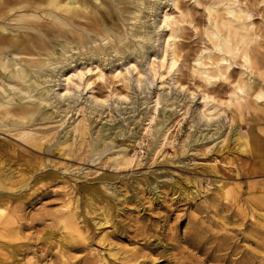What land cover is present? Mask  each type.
Instances as JSON below:
<instances>
[{"label": "rangeland", "instance_id": "rangeland-1", "mask_svg": "<svg viewBox=\"0 0 264 264\" xmlns=\"http://www.w3.org/2000/svg\"><path fill=\"white\" fill-rule=\"evenodd\" d=\"M49 1L19 8L6 0V35L17 33L14 18L33 13L25 31L40 36L37 47L55 51L16 59L31 65L58 58L53 76L93 63L89 77L98 64L105 78L94 75L92 90L61 99L54 80L45 85V103L37 91L27 98L10 88L28 83L0 69V264H264V98L239 94L245 99L227 102L232 81L246 70L241 59L230 60L227 80L205 82L196 72L197 56L213 48L205 7L223 11L227 0H178L179 10L171 0H78L71 13ZM235 6L250 17L244 23L253 71L242 77L264 90V0ZM164 11L175 12L179 71L161 66L171 38L160 21ZM154 58L156 73H146ZM133 60L145 69L140 86L113 76ZM207 88L218 103L205 120L198 110ZM90 95L107 103L96 105Z\"/></svg>", "mask_w": 264, "mask_h": 264}, {"label": "bare ground", "instance_id": "bare-ground-1", "mask_svg": "<svg viewBox=\"0 0 264 264\" xmlns=\"http://www.w3.org/2000/svg\"><path fill=\"white\" fill-rule=\"evenodd\" d=\"M15 1H16L15 3L17 5H19L18 6L19 8H24L28 4V0H15ZM195 1L198 2L199 0H195ZM218 1L221 4L223 3L222 0L221 1L218 0ZM171 2H172L173 9L179 10L178 9V0H171ZM236 2H237V0H233V1L227 0V2H225V4H224L225 7L222 8L223 11L217 9L216 3L213 6L205 7V9H207V11H208V22H209L208 25H209V27L207 26L206 28H204V29H206L204 31L206 32L205 34L208 37L207 39H209L212 42L213 48H206L205 50H203L201 52V54L197 56L198 58L195 61V63L198 66H201V68L196 70L197 76L202 77L205 82H211V81H216V80H221V79H226V80L229 79L228 78L229 76H226V74L232 65L230 60L231 59L233 60L235 58L242 60V62H243L242 66L246 68L245 71L249 70L250 73H252V71H253L251 68V58H250V43L252 42L251 41L252 39L250 37V32H249V28H248L249 23H247V25H245L246 23H244L245 22L244 19H246V18L249 19L250 17H249V15L245 14V11L243 9L237 8L235 6ZM60 3H61L60 0H50L48 2V7L52 8V9H56V10H62V11H65L66 13H71L72 11L79 8V6H76V4L79 3L78 0H75V1L74 0H68V1H66L64 6H61ZM11 7L12 6L9 3H7L6 0H0V20H4V18L6 16L5 15L6 8H9L11 10ZM31 7H33V5ZM33 8H35V7H33ZM172 12L169 13L167 11H164L160 17V21L162 22V27H163V25H165V27H168V29L171 30V32L169 31L170 34H168L169 36L167 37V38H169V37H171V38H169L168 40L166 39L163 56L160 59L162 62L161 66L165 67L169 71L176 69V66L178 63V58H179V52H180V48H181L177 43H175V41L177 40V34L172 33L173 29L171 28V26H173V25L170 26V24L175 23V17H174L175 12L174 13H172ZM27 13L28 12H24V13L20 14L19 16H17L16 18L13 19L16 22V24H14L13 27L16 28L15 30H17V33H13L11 38L8 35H6V32L7 33L12 32V31H10V28H8L9 24L4 25L0 22V69L4 73H6L9 78H14L18 81H21L19 83H28V87L25 89H23L25 86L22 87L23 86L22 85L20 87L18 85V83H17V85L19 87L14 86V85H10L8 83V86H10V88L16 87V90L23 93L24 95H27V98H31V97L33 98V96L31 95V92L37 91L38 100L46 103L48 101L47 100L48 97H47L46 93L50 92L48 87H50L51 85L48 87H46L45 85L53 83L54 80H55L54 82H57L56 84L59 88L57 89V91L55 90L53 95H56L57 98L61 99L62 97H65L66 95H69L70 93L75 94L76 91H78V93L79 92L81 93L82 92V91H80L81 88H86V87H89L90 85H93V82H94L93 79L94 78H92V77H94V75H96V77L98 79H101V80L105 78V74L103 72L104 70H101L99 68L98 64H96V65L94 64L95 67H93V68L97 69V70H95L96 74L91 75L89 77H87L88 73L93 74L92 73L93 69H91V67H92L91 65H93V63L89 64V66L88 65H76V66L68 68V69H64V70L62 69V70L58 71L53 76L52 72L55 69L54 65H57L58 63L61 62V60H59L58 58H56L55 60L46 59L47 63H45L44 61L43 62H40V61L32 62L33 64H31V65H26L25 63H22L23 62L22 60H17L16 58L19 55L31 54V53L40 55V54H42L41 50H45L43 52V55H47L48 57H51L52 55H54V57H55V51L52 49H51L52 51H50L51 53L48 54L49 51H47V50H49V49H47L46 44L42 48L37 47V41L36 40H39L40 36H34L35 38L30 37L29 34L25 31V30L31 29L26 24V20L36 18L35 14H33V13L27 14ZM48 16L52 17L55 21H57L60 26L66 27L69 25L65 20L58 18L57 16H54L51 13H49ZM137 17H139V10L134 15L133 19H136ZM37 32H38V34L42 33L39 30ZM170 39H172L173 41L171 42ZM41 40L44 42L43 39H41ZM69 48H71V47L68 46V44L63 46L61 48L62 52H61L60 56L66 54L70 50ZM214 52L217 53L218 55L211 57L212 53H214ZM205 55H208L209 63H203L202 62V59H204ZM255 56H256V54H255ZM167 57H169V59H168L169 61H167ZM205 59H206V57H205ZM258 60L260 61V59H258ZM135 61H136V59H135ZM135 61L133 60V61H131L125 65H122L121 67H118L115 70V74L113 76L115 78L119 79L125 85L128 84L129 82L130 83L133 82L135 85L140 86V84L143 80V76L145 75V69H143V68L140 69L139 68L140 66L138 67L137 63H135ZM155 64H156L155 58L151 62H148V65H149L148 68L150 70L148 69V71H146V73H148L149 71L155 72L156 71ZM180 69L181 68H178V66H177L176 71H179ZM132 71L135 72L134 75L132 74ZM244 72H242V74ZM242 74L240 76H238V78L234 79V81H232V90L230 91V98L227 101L229 104L233 103L232 97H234V96L240 97V99H245L242 96H240L239 94H241V95L246 94V97H251L254 99V101L261 100L262 98H264V90H262V89H256L255 90L254 89L255 87L251 86L250 79H244L242 77ZM259 76L262 77V79H264V73L259 72ZM173 78L171 80H173ZM179 81L177 79L175 80V82L178 84H179ZM167 82H169V81H167ZM14 84H16V83L14 82ZM208 84H210V83H208ZM127 86H125V87H127ZM180 86H181V84H180ZM253 86H255V85H253ZM198 88H200V85L195 86V89H193L191 91V94H193L195 91H197ZM90 89L92 90V88H90ZM50 90H51V87H50ZM213 91H215V90L207 88L204 92H201V94H202V101H201L202 105H201V109H199L198 112H199L201 118H203L205 120L210 119L212 117L214 111L217 108L218 101H215V98L212 96V94H210ZM91 92H93V91H91ZM185 92H187V91H185ZM90 96H91V102L95 103L96 105L104 103L106 100L105 98L101 99V98H98V97L93 96V95H90ZM25 97H22L20 99H23ZM50 97H51V95L49 96V98ZM119 98L123 99L124 97L119 96ZM251 98H250V100H251ZM156 101H157V99H156ZM209 101H212V102L214 101L216 104H212L209 106ZM50 102H53V101L50 100ZM50 102H48V103H50ZM1 103L2 102H0V107H1ZM105 103H107V102H105ZM156 104H158V101L156 102ZM243 105H244V103H243ZM236 107L241 108L242 107L241 103L238 102ZM251 108H253V107H251ZM240 111H242V110H240ZM242 114H243V112L241 113V115ZM24 115L26 117H31V116H33V112H29V110H28L24 113ZM32 118H34V117H32ZM81 129H82V131L85 132L86 125L82 124ZM165 135H166V133H163L164 137H165ZM246 143H247V140L245 139L243 141V144H246ZM2 187H3V185L0 182V188H2Z\"/></svg>", "mask_w": 264, "mask_h": 264}]
</instances>
